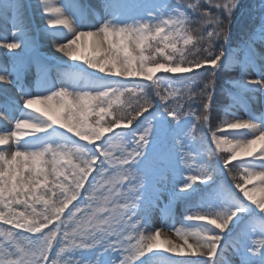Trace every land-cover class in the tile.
Here are the masks:
<instances>
[{
  "label": "snow or ice",
  "instance_id": "obj_1",
  "mask_svg": "<svg viewBox=\"0 0 264 264\" xmlns=\"http://www.w3.org/2000/svg\"><path fill=\"white\" fill-rule=\"evenodd\" d=\"M23 7L0 0V15L15 20L12 42L0 35L14 57L0 67V87L20 85L29 71L39 81L37 91L21 86L19 101L0 102V123L14 122L0 130V145L15 147L0 148V264H230L225 230L235 232L230 247L240 264H264V115L243 119L226 110L209 128L215 149L194 143L220 72L255 66L264 5L259 29L233 49L221 17L230 22L239 0H36L59 62L37 55ZM259 60V79L242 76L239 91L264 88V55ZM197 100L202 115L193 110ZM216 150L227 153L232 188L213 179L222 171L210 161ZM165 192L162 215L171 218L176 201L189 205L179 228L150 227Z\"/></svg>",
  "mask_w": 264,
  "mask_h": 264
},
{
  "label": "rangeland",
  "instance_id": "obj_2",
  "mask_svg": "<svg viewBox=\"0 0 264 264\" xmlns=\"http://www.w3.org/2000/svg\"><path fill=\"white\" fill-rule=\"evenodd\" d=\"M32 1L35 2L36 0H32ZM169 2L175 4L176 0H169ZM185 2H188V0H185ZM191 2H194V0H191ZM262 5H264V0H239V7L234 12L232 16V20L235 18V19H239L240 21L242 20L243 22L247 19V16H251L252 14H254L259 19V25H260ZM33 6L34 4L32 5V7ZM33 9H35V7ZM211 11L213 13H216L215 8H212ZM221 18L226 20V16H222ZM192 27H193V35H196L197 33L195 32V29L198 28L199 25H193ZM258 29L259 26H254V30H258ZM83 30H87V29H83ZM33 37L37 41L38 45L42 43L41 38H38L36 35H34ZM231 42H232V38L231 36H229L228 44H226L225 46L236 49L237 46L235 45L236 47L235 46L232 47ZM246 42H248V39L241 38L242 45H238V46L242 48L244 47V44ZM221 43H223V40H221ZM237 44H240L239 40L237 41ZM254 52L257 54V56L255 60V66L253 68L245 70L241 68V65L239 63H233L232 65L229 66L227 70L221 71L218 78L216 79L214 97L217 96V98L215 99V101L213 100L212 102V104L214 103L213 108H215V110L213 113H211V115L209 111L208 113L209 119L206 123L203 122L204 125L203 128H200L199 122H196L197 128L194 133L195 136L194 143L198 148L201 149V151L207 149L209 152H211L213 149H215V144L211 142V132L209 131V128H211L212 130L216 129L217 125H219L221 121L226 118L225 117L226 110L231 112L233 115L241 117L243 119H247L249 113L256 116L264 115V88H261L259 91L255 92L254 94H245L239 91L235 86V81L239 80L242 76L245 80L259 79L257 73L261 70V66H262L259 60V56L264 55V44L257 43L254 48ZM9 55H11L9 50H7L6 48L0 49V61L4 60ZM89 71H93V70L89 69ZM200 71L203 72V69H201ZM157 75L160 74L158 73ZM57 78L58 75L56 76V79ZM113 79H122V78L113 77ZM135 79H139V78H135ZM197 79H203V78L198 77ZM5 98H9V97L0 89V102H3ZM122 99L127 100L128 98L124 97ZM196 102L199 103V105H201L200 100H197ZM21 106H22V102H21ZM192 107L193 110L196 111L198 115H200V113L202 114L201 106L196 108L195 104H193ZM156 111L157 113L164 111L163 102L156 103ZM15 114L18 115L19 113L17 112ZM144 115L147 116L148 113H145ZM90 119H95V118L93 117ZM141 119H143V117H141ZM12 124H14V122ZM60 130L65 131L64 129H60ZM107 135L110 134H106V136ZM248 138H252V137L250 136ZM258 153H259V145L257 146L256 154L258 155ZM205 155L207 156V152L205 153ZM226 155L227 153L221 152L219 150L212 152V155L210 156L211 163L213 165L218 163L222 169V171L213 174V179L216 181V185L218 186L224 188H232L234 187V181H233L234 173L232 171H229V169H231V165H229L228 168H223V160ZM237 162L238 161H233L232 163L235 164ZM188 174L189 173L185 172V175ZM197 185L199 186L201 192L206 191V187L204 184L197 182ZM249 187H251V185H249ZM167 202H168V195L165 192L161 197V202L159 207L154 208L151 213L150 227L156 228V227H163L165 225L168 226L174 225L176 228H179L181 226V222L184 216L188 214L189 205L185 204L183 201L174 202L173 205L171 206V218H169V215L167 213L162 215L160 211V209L163 208L164 204H166ZM192 203L193 204L196 203V200L194 199ZM69 207H71V205H69ZM65 211L67 212V209ZM229 227H231V225H229ZM44 231H47V229H45ZM165 231H167V228H165ZM170 235L171 238L176 239L174 233ZM234 236H235V232L229 234L228 231L225 230L222 233L223 238L221 240V245L224 246V254L229 260L230 264H240L239 257L233 254V250L230 247ZM254 238L259 239L260 237H254ZM189 242L191 243V240ZM168 255L172 256L173 261L203 259V257H199V256H177L173 254H168Z\"/></svg>",
  "mask_w": 264,
  "mask_h": 264
},
{
  "label": "bare ground",
  "instance_id": "obj_3",
  "mask_svg": "<svg viewBox=\"0 0 264 264\" xmlns=\"http://www.w3.org/2000/svg\"><path fill=\"white\" fill-rule=\"evenodd\" d=\"M7 3L8 0H5ZM20 4H22L23 10V18L24 22L28 27V31L31 36L36 35L38 38H41V44L38 45V52L37 55L43 56L48 58L49 60L55 59L57 62H59L60 58L62 57V54H59L55 51V48L52 46L51 41L47 39L43 34L44 29V22L41 20L39 12L36 11V9H33L35 7L36 1H30V0H18ZM86 4L91 5H99L101 3V0H83ZM34 6L32 7V5ZM57 4H59V0H57ZM15 23V20L11 14L9 15H0V35L6 37L7 42H12L13 39V24ZM5 49L3 47H0V49ZM15 52H19V49L13 50ZM64 60H67V57H63ZM14 62V57L11 53V55L7 56L4 60L0 61V67L3 66H10ZM71 63V61H69ZM58 73L55 71V69L51 73V79L56 81V76ZM23 87L26 91H37L39 88V81L36 77L35 71H29L28 73L24 74L21 78L20 85H3L0 87V89L11 99L13 100H20V87ZM19 115V114H18ZM13 129L14 124H8L6 122L0 123V130L3 129ZM0 148H3L4 150H15L14 145L9 142L8 145H0Z\"/></svg>",
  "mask_w": 264,
  "mask_h": 264
},
{
  "label": "trees",
  "instance_id": "obj_4",
  "mask_svg": "<svg viewBox=\"0 0 264 264\" xmlns=\"http://www.w3.org/2000/svg\"><path fill=\"white\" fill-rule=\"evenodd\" d=\"M224 23L227 26L229 36H231V38H232V42H231L232 47L235 45L238 47V45H242L241 38L248 39L251 32H253V30H254V26H259V19L256 17V15L252 14L251 16H247V19L243 22H242V20L240 21L239 19L234 18L233 20L231 19L230 22L226 19V20H224ZM228 26H229V29H228ZM238 40H239L240 44H237ZM216 98H217V96L214 97L213 100L215 101ZM195 106L197 108L200 105H199V103L196 102ZM213 106H214V103L211 106L210 115L215 110V108H213ZM202 114H203V109H202ZM202 114L200 113V115H202ZM208 116H209V114H208ZM211 120H212V118H211ZM212 122H213V120H212ZM199 126H200V128H203V126H204L203 121H199Z\"/></svg>",
  "mask_w": 264,
  "mask_h": 264
}]
</instances>
